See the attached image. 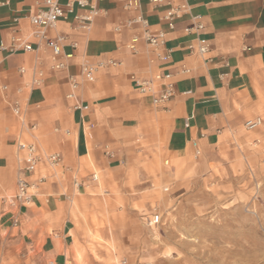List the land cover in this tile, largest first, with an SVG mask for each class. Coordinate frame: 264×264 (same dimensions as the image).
<instances>
[{
  "label": "crops",
  "instance_id": "obj_1",
  "mask_svg": "<svg viewBox=\"0 0 264 264\" xmlns=\"http://www.w3.org/2000/svg\"><path fill=\"white\" fill-rule=\"evenodd\" d=\"M57 1L65 4L70 0ZM89 1L101 12L88 32L63 19L49 30L51 37L63 35V53L73 54L66 70L52 71V54L43 46L39 51H25L22 45L10 50L14 39L21 40L18 44L25 41L37 47L29 16L44 0H9L7 4L0 0V220L10 228L12 219L18 218L22 233L42 244L47 258L55 264H62L73 249L80 213L73 200L64 196L73 189L71 174L62 178L57 173L60 168H50L46 162L34 174L21 169L18 157L24 152L18 149L19 141L34 142L43 154L62 153L63 164L81 178L84 193H103L119 165L104 159L101 147L105 144L121 152L132 145L154 146L155 140L159 141L172 154L169 162L180 170L193 151L194 139L206 153L230 137L247 141L264 138V123L251 132L243 127L248 119L264 118V0H187L192 12L203 16V35L210 41L211 50L204 57L189 53L187 45L192 36L184 32L190 24L186 14L176 30L167 32V46L173 52L166 64L152 61L154 54L143 40L137 44V53L127 48L134 36L143 34L141 24L127 25L137 11L125 10L120 0ZM138 1L139 13L152 27H163L159 18L166 6L155 8L150 0ZM73 42L78 44L76 49L71 46ZM108 59L120 64L101 69L94 82H83L77 92L89 108L72 109L74 100L66 97L70 91L68 75L81 80L83 60ZM183 64L190 73L180 72ZM21 68H25L24 73ZM34 68L46 72L43 83L17 94V88L32 80ZM161 70L172 73L175 95L165 105L156 106L150 95L139 93L133 77H151ZM17 98L24 104L28 125L37 124L35 131L22 128L12 114L10 104ZM94 172L98 180L90 181ZM18 175L29 181L38 175L47 179L31 205L12 208L7 198L16 193ZM74 198L75 202L76 195Z\"/></svg>",
  "mask_w": 264,
  "mask_h": 264
},
{
  "label": "rangeland",
  "instance_id": "obj_2",
  "mask_svg": "<svg viewBox=\"0 0 264 264\" xmlns=\"http://www.w3.org/2000/svg\"><path fill=\"white\" fill-rule=\"evenodd\" d=\"M247 140L223 139L199 158L192 151L180 170L156 140L112 159L101 147L119 163L103 193L78 190L75 172L58 166L60 177L71 174L64 196L80 212L62 264H264V138ZM155 213L161 222L150 226ZM44 251L20 222L0 220V264H51Z\"/></svg>",
  "mask_w": 264,
  "mask_h": 264
},
{
  "label": "built area",
  "instance_id": "obj_3",
  "mask_svg": "<svg viewBox=\"0 0 264 264\" xmlns=\"http://www.w3.org/2000/svg\"><path fill=\"white\" fill-rule=\"evenodd\" d=\"M101 1V0H99ZM9 0H4L3 3L7 4ZM125 10H135L138 15L127 21V25L130 26L133 23L141 24L143 28L142 36H134L127 48L134 53L138 52L137 44L140 40H143L151 48L154 58L152 61H158L163 64L168 63L171 60L173 49L167 46L166 35L168 31H174L177 28V23L184 15L189 14L190 24L184 27V32L187 36H192L187 45V49L190 54L204 57L211 50L210 41L203 35L205 29V23L203 16L199 13H193L192 7L187 0H150L155 8L166 6L159 20L163 27L153 28L147 18L139 13V1L138 0H120ZM85 9L84 13L78 12V9ZM101 12V9L97 7L96 3H91L89 0H70L65 4H60L57 0H44L42 4H39L38 10L29 16L31 24L34 26V36L38 40L36 48L29 42L23 41L21 44L20 39H14V42L10 46L11 51L17 50L19 45H22L25 51H39L40 46L49 50L52 56V65L50 70L62 71L68 67L67 60L73 56V54L63 53V42L65 37L58 35L51 37L49 30L54 29L57 26L59 20H72L75 24V28L78 30L88 32L91 29L93 20ZM18 22V19H15ZM73 49H76L78 44L73 42L71 44ZM2 48H9L2 46ZM247 49V48H245ZM120 63L114 59H108L106 61L90 62L89 60H83L81 63V77L79 80L75 75L69 74L67 79L70 85V91L66 95L68 99L74 100L72 109H88L89 106L83 104L79 98L77 92L80 90L83 82H94L96 80L97 73L106 67L118 66ZM21 73L25 72V68L20 69ZM182 74L190 73V69L184 64L180 67ZM46 72L43 69L34 68V76L32 80L25 84L24 87L16 89L17 94H21L24 88L28 90L33 89L36 86H40L45 78ZM173 75L170 71L161 70L153 74L151 77H133L134 83L139 93L144 95H150L152 102L156 106L165 105L175 95V84L173 81ZM7 86L3 85V89L7 90ZM12 114L18 118L22 128L29 131H35L37 124L28 125L24 114V104L20 99H13L10 104ZM264 119L261 116H257L246 120L245 128L249 131L258 129L263 123ZM189 126V123H186ZM55 131H60L55 129ZM66 135L70 134V130H64ZM192 148L195 158H199L202 153V147L198 139L192 140ZM18 149L23 151L24 154L18 157L19 163H21V169L26 170L32 174L36 173L40 164L46 162L50 168H56L58 166L64 167L67 171H71L70 166L64 165V158L60 152H52L43 154L38 150L37 145L34 142L19 141ZM103 152L108 159L115 157V151L109 144L103 146ZM45 175H38L34 180L29 181L24 176H17V190L16 193L7 198V203L15 208L18 205H31L35 195L38 193L40 186L46 181ZM98 176L94 172L91 175L92 181H97ZM74 187L78 190L82 187V180L79 176H73ZM162 216L159 213L153 214L149 218V225L155 226L161 222ZM18 218L12 219V225L18 226ZM54 264V262H51Z\"/></svg>",
  "mask_w": 264,
  "mask_h": 264
},
{
  "label": "bare ground",
  "instance_id": "obj_4",
  "mask_svg": "<svg viewBox=\"0 0 264 264\" xmlns=\"http://www.w3.org/2000/svg\"><path fill=\"white\" fill-rule=\"evenodd\" d=\"M262 125H263V123L261 124V126H262ZM261 126H260V127H261ZM97 176H98V175H97ZM97 180H98V179H97ZM69 264H70V262H69Z\"/></svg>",
  "mask_w": 264,
  "mask_h": 264
}]
</instances>
